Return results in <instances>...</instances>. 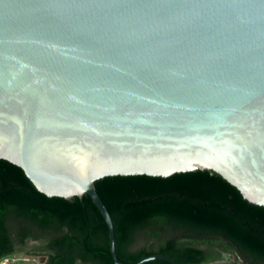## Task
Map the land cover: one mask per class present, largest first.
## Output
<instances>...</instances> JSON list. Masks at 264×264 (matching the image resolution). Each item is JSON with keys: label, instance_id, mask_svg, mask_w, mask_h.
Here are the masks:
<instances>
[{"label": "water", "instance_id": "1", "mask_svg": "<svg viewBox=\"0 0 264 264\" xmlns=\"http://www.w3.org/2000/svg\"><path fill=\"white\" fill-rule=\"evenodd\" d=\"M0 157L89 194L213 170L264 206V0H0Z\"/></svg>", "mask_w": 264, "mask_h": 264}, {"label": "trees", "instance_id": "2", "mask_svg": "<svg viewBox=\"0 0 264 264\" xmlns=\"http://www.w3.org/2000/svg\"><path fill=\"white\" fill-rule=\"evenodd\" d=\"M96 187L124 262L160 254L205 264L220 248L236 254L231 264H264V206L213 170L106 176ZM20 251L41 260L27 264H115L108 225L89 194L49 196L21 166L0 157V264Z\"/></svg>", "mask_w": 264, "mask_h": 264}, {"label": "rangeland", "instance_id": "3", "mask_svg": "<svg viewBox=\"0 0 264 264\" xmlns=\"http://www.w3.org/2000/svg\"><path fill=\"white\" fill-rule=\"evenodd\" d=\"M36 243L37 242H34V241L30 242L31 245L32 244H36ZM221 252L222 251L219 249V251L217 252V255L208 264H229V263L226 262L227 260H224V261L220 260V259H222V258H220V255H222V254L224 255V252H222V253ZM218 253H220V254H218ZM24 257L33 259L32 261H34L35 263H38L39 261H41L39 257H35V256H32V255H29L25 251H20V252H17V254L14 255V257H13V258H16L17 260L15 262L11 261L8 264H17V263L18 264H23L22 262H24V264L30 263L29 260H24Z\"/></svg>", "mask_w": 264, "mask_h": 264}, {"label": "flooded vegetation", "instance_id": "4", "mask_svg": "<svg viewBox=\"0 0 264 264\" xmlns=\"http://www.w3.org/2000/svg\"><path fill=\"white\" fill-rule=\"evenodd\" d=\"M219 249L220 248H217V252L219 251ZM222 252H224V255L222 254V255H220V258H222V259H220V260H222V261H224V260H227L226 262L227 263H229V264H231L235 259H236V254L235 253H233V252H230V251H225V250H222V249H220ZM221 252V253H222ZM218 254H220V253H218ZM217 254H215L213 257H212V259L216 256ZM211 259V260H212ZM210 260V261H211ZM209 261V262H210ZM209 262H207V263H205V264H208Z\"/></svg>", "mask_w": 264, "mask_h": 264}, {"label": "built area", "instance_id": "5", "mask_svg": "<svg viewBox=\"0 0 264 264\" xmlns=\"http://www.w3.org/2000/svg\"><path fill=\"white\" fill-rule=\"evenodd\" d=\"M17 259L16 258H13V257H6L3 259L2 263L1 264H8L9 262H15ZM24 260H29V261H32L33 259H30V258H27V257H24Z\"/></svg>", "mask_w": 264, "mask_h": 264}]
</instances>
